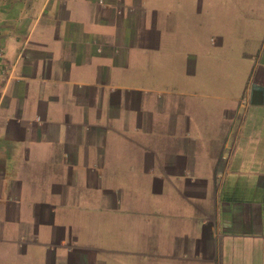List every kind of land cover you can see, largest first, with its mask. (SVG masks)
<instances>
[{
    "label": "crops",
    "instance_id": "crops-1",
    "mask_svg": "<svg viewBox=\"0 0 264 264\" xmlns=\"http://www.w3.org/2000/svg\"><path fill=\"white\" fill-rule=\"evenodd\" d=\"M214 1L0 0V264H264V19Z\"/></svg>",
    "mask_w": 264,
    "mask_h": 264
},
{
    "label": "rangeland",
    "instance_id": "rangeland-1",
    "mask_svg": "<svg viewBox=\"0 0 264 264\" xmlns=\"http://www.w3.org/2000/svg\"><path fill=\"white\" fill-rule=\"evenodd\" d=\"M198 1V0H197ZM206 10V7H204ZM212 15L211 17L206 20V18H204L206 20V24L208 22V26L211 28V31L208 32V34L214 39L215 32H216V28L217 27H221V26H226V28L231 31L235 30V25H236V21L237 19H235L233 16L238 14V18L241 15H244V18L247 20H253L255 21L258 18L260 19H264V0H224L223 2L221 0H215L213 3V7H212ZM243 18V17H242ZM199 22H203V17L198 19ZM196 22L195 21H191V19H189L188 16H186V14H181L180 16V25L182 27H188L191 30H193V27L196 26ZM246 24V21H245ZM199 30V28H198ZM227 35V37H233L231 34V36ZM186 44L188 46V41H186ZM182 49L179 50V52ZM189 51V49H186ZM235 53H237V51H232L227 53L226 55V61H234L235 60ZM227 66H224V70L227 71V74L231 72L232 67H230V63L228 64L226 62ZM219 67L215 66V72H217ZM212 69V70H214ZM247 81H248V77L250 76V69L245 70L244 72ZM186 68L185 67H181V66H174V70L171 69V76L172 77H184L186 79ZM190 85V84H188Z\"/></svg>",
    "mask_w": 264,
    "mask_h": 264
}]
</instances>
